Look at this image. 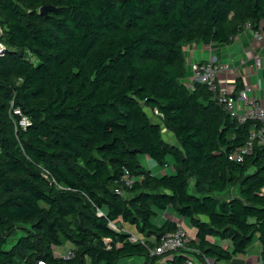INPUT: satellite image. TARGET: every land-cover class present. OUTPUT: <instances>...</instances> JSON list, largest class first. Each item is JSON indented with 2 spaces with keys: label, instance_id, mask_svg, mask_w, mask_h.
<instances>
[{
  "label": "trees",
  "instance_id": "trees-1",
  "mask_svg": "<svg viewBox=\"0 0 264 264\" xmlns=\"http://www.w3.org/2000/svg\"><path fill=\"white\" fill-rule=\"evenodd\" d=\"M246 24L264 32V0H0V264H232L254 240L264 255V145L228 159L260 123L188 85L186 60ZM168 210L193 236L151 254Z\"/></svg>",
  "mask_w": 264,
  "mask_h": 264
},
{
  "label": "crops",
  "instance_id": "crops-1",
  "mask_svg": "<svg viewBox=\"0 0 264 264\" xmlns=\"http://www.w3.org/2000/svg\"><path fill=\"white\" fill-rule=\"evenodd\" d=\"M264 36V32H262ZM197 46H201L198 48ZM210 54L216 58L218 62L220 59L227 58L230 65L233 66L232 72H226L219 75L217 84L219 87L227 88L229 92L236 94L244 84L252 88V94L256 103L264 108V44L252 36V32L248 29L243 30L227 44L212 45ZM187 62L196 61L204 62L207 59L208 51L207 46L200 45L199 43L190 44L186 49ZM206 51L205 57L203 56ZM196 52V53H195ZM254 57L259 58V65L254 62ZM162 218H169L180 223L181 228L186 233V238L193 236V229L190 228L186 220L176 218L170 213V210L165 211ZM183 225V226H182ZM123 230L135 235L131 226L122 224ZM71 248V244L65 243L61 247L55 248V256H61L66 250ZM261 248L259 243L254 240L251 245L246 249L243 254L233 256L232 264H264V256L260 254ZM165 258H160L155 264H166ZM117 264H142L138 258H123ZM215 264H227L226 262L219 261Z\"/></svg>",
  "mask_w": 264,
  "mask_h": 264
},
{
  "label": "built area",
  "instance_id": "built-area-1",
  "mask_svg": "<svg viewBox=\"0 0 264 264\" xmlns=\"http://www.w3.org/2000/svg\"><path fill=\"white\" fill-rule=\"evenodd\" d=\"M246 28L249 29V24H246ZM1 33V29H0ZM252 36L258 39L264 44V36L260 31H252ZM2 45L0 43V49ZM208 56L202 63L195 61H189L191 67V74L188 77V85L190 82L196 81L203 83L207 88L212 91L218 101L222 102L225 110L229 116L236 119L237 122H243L245 120H256L260 123V126L256 129H252L249 132L248 139L245 144L239 147L234 153L228 156V159H234L240 161L242 155L249 152L253 141H257L258 144L264 145V108L256 103V100L252 94V88L247 84H244L236 94L231 95V92L227 88L219 87L217 84V78L220 73L232 72L233 66L228 62H218L214 56L210 54V49L207 46ZM254 62L259 65V58L254 57ZM19 125L24 126L27 123L26 118H21L18 121ZM125 184H128V180H125ZM130 239L135 240L137 237L130 234ZM186 241V233L181 228L180 223H177V227L173 232L164 234L156 246L150 251L151 254H160L168 251L176 250L183 246ZM69 251L66 250L61 257L67 258ZM207 264L209 261H207ZM38 264H42L38 262ZM182 264H198L193 258H186Z\"/></svg>",
  "mask_w": 264,
  "mask_h": 264
},
{
  "label": "rangeland",
  "instance_id": "rangeland-1",
  "mask_svg": "<svg viewBox=\"0 0 264 264\" xmlns=\"http://www.w3.org/2000/svg\"><path fill=\"white\" fill-rule=\"evenodd\" d=\"M201 45V44H200ZM198 48H200L201 46H197ZM193 48H194V46H193ZM196 53V52H195ZM205 55H206V51H204V54H203V56L205 57ZM207 56V55H206ZM220 61L221 62H228L229 64H230V62H229V60H227V58H222V59H220ZM187 66L189 67V64L187 63ZM219 75H222V73H220ZM147 113H148V115H149V119L152 121V122H158L157 121V119L154 117V116H151V114L149 113V111H147ZM162 137H163V139L166 141V142H168V143H172V144H174L175 143V140L173 139V137L167 132V131H165V130H163V128H162ZM141 163H142V165L144 166V167H146V168H148V169H150L153 173L155 172H157V169L155 168V165H154V163L151 161V160H149V159H147V158H142L141 157ZM165 170L166 171H170V168L168 167V168H165ZM183 226V225H182ZM20 235V231L18 230V228H16V229H14L13 230V232H12V234L9 236V238L7 239V241H6V244H5V247H9L10 245H11V243H13V241L15 240V238L17 237V236H19ZM264 256V255H263ZM140 261H142V259L141 258H138Z\"/></svg>",
  "mask_w": 264,
  "mask_h": 264
},
{
  "label": "water",
  "instance_id": "water-1",
  "mask_svg": "<svg viewBox=\"0 0 264 264\" xmlns=\"http://www.w3.org/2000/svg\"><path fill=\"white\" fill-rule=\"evenodd\" d=\"M50 9H52V7L49 6L40 7L39 12H45L46 10H50Z\"/></svg>",
  "mask_w": 264,
  "mask_h": 264
}]
</instances>
